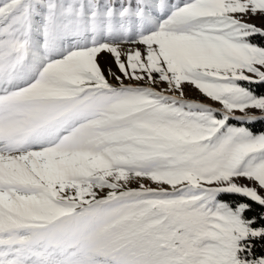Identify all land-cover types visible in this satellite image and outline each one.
Segmentation results:
<instances>
[{"label":"snow or ice","instance_id":"1","mask_svg":"<svg viewBox=\"0 0 264 264\" xmlns=\"http://www.w3.org/2000/svg\"><path fill=\"white\" fill-rule=\"evenodd\" d=\"M0 264H264V0H0Z\"/></svg>","mask_w":264,"mask_h":264},{"label":"rangeland","instance_id":"2","mask_svg":"<svg viewBox=\"0 0 264 264\" xmlns=\"http://www.w3.org/2000/svg\"><path fill=\"white\" fill-rule=\"evenodd\" d=\"M256 23H259V21H256ZM111 61H110V58L106 57V56H101L100 58V63H101V66L102 67H106L107 64H109Z\"/></svg>","mask_w":264,"mask_h":264},{"label":"trees","instance_id":"3","mask_svg":"<svg viewBox=\"0 0 264 264\" xmlns=\"http://www.w3.org/2000/svg\"><path fill=\"white\" fill-rule=\"evenodd\" d=\"M256 128L259 129L260 128V125H257ZM259 250H260V248L258 246L257 251L259 252Z\"/></svg>","mask_w":264,"mask_h":264}]
</instances>
